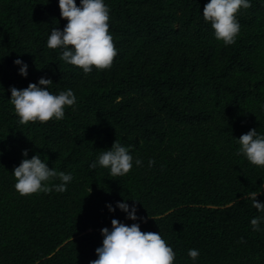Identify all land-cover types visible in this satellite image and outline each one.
<instances>
[{
	"label": "trees",
	"instance_id": "1",
	"mask_svg": "<svg viewBox=\"0 0 264 264\" xmlns=\"http://www.w3.org/2000/svg\"><path fill=\"white\" fill-rule=\"evenodd\" d=\"M104 2L117 55L85 74L47 47L67 22L57 0H0V264H89L112 218L159 231L174 264H193L190 248L200 250L195 264H264V230L250 224L262 214L247 198L264 187V166L236 143L250 128L264 133V3L236 13L240 31L225 45L203 19L207 0ZM41 76L53 93L73 89L76 103L63 119L21 124L10 86ZM114 140L133 155L122 177L89 168ZM22 149L72 173L66 191L20 195L11 171ZM119 200L145 220L110 212L106 202Z\"/></svg>",
	"mask_w": 264,
	"mask_h": 264
},
{
	"label": "clouds",
	"instance_id": "2",
	"mask_svg": "<svg viewBox=\"0 0 264 264\" xmlns=\"http://www.w3.org/2000/svg\"><path fill=\"white\" fill-rule=\"evenodd\" d=\"M48 0H46V3ZM60 16L67 18L63 28L52 27L47 38V47L60 48V58L71 65L79 66L85 74L97 69L110 68L117 49L114 46L112 34L109 32L110 10L104 0H57ZM264 3V0H261ZM251 7V0H207L203 6L202 16L214 29V36L225 45L235 43L240 31L236 13L241 8ZM19 65L18 72L27 76L28 64L19 57L14 59ZM53 84L51 77L41 76L36 82H29L27 87L10 86V102L21 124L27 122H46L55 118H64L65 106L76 103L77 97L71 88L53 93L49 86ZM238 154L257 166H264V133L257 128H250L237 138ZM20 163L14 166L12 174L15 177L14 188L20 195L36 192H64L67 184L73 180V174L58 171L49 167L46 160L37 153L28 157V149H22ZM155 161L148 160L151 167ZM137 166H143L141 158L135 159ZM97 166L109 169L113 177L126 175L133 167V155L129 146L113 141L106 151L97 155L89 164L90 169ZM58 181V182H53ZM264 195V187L248 193L252 206L262 215L253 216L250 220L253 231H262L264 224V201L256 199ZM135 201V199H133ZM108 210L119 208L126 217L133 221L143 222L145 217L138 216L135 203L119 200L115 205L106 202ZM111 227L100 229L102 243L95 248L96 259L89 264H174L176 253L166 242L159 231H142L139 223L125 224L117 218L111 219ZM188 257L195 264L200 250L190 248Z\"/></svg>",
	"mask_w": 264,
	"mask_h": 264
}]
</instances>
